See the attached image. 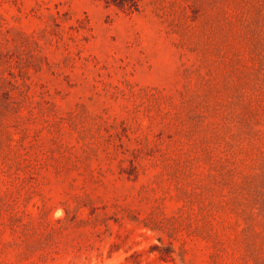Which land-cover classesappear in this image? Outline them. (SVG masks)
I'll use <instances>...</instances> for the list:
<instances>
[{
  "label": "rangeland",
  "instance_id": "374dc122",
  "mask_svg": "<svg viewBox=\"0 0 264 264\" xmlns=\"http://www.w3.org/2000/svg\"><path fill=\"white\" fill-rule=\"evenodd\" d=\"M0 264H264V0H0Z\"/></svg>",
  "mask_w": 264,
  "mask_h": 264
},
{
  "label": "trees",
  "instance_id": "16d2710c",
  "mask_svg": "<svg viewBox=\"0 0 264 264\" xmlns=\"http://www.w3.org/2000/svg\"><path fill=\"white\" fill-rule=\"evenodd\" d=\"M107 5H114L123 11H133L138 9L139 0H103Z\"/></svg>",
  "mask_w": 264,
  "mask_h": 264
}]
</instances>
